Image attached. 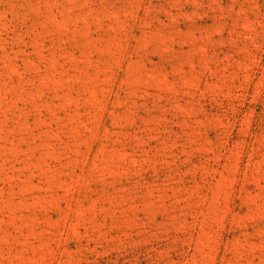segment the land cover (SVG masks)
<instances>
[{
	"label": "rangeland",
	"instance_id": "374dc122",
	"mask_svg": "<svg viewBox=\"0 0 264 264\" xmlns=\"http://www.w3.org/2000/svg\"><path fill=\"white\" fill-rule=\"evenodd\" d=\"M0 264H264V0H0Z\"/></svg>",
	"mask_w": 264,
	"mask_h": 264
}]
</instances>
